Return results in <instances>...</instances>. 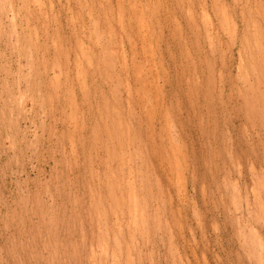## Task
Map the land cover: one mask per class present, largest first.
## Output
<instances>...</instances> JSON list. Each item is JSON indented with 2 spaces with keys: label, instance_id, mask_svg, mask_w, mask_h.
Returning a JSON list of instances; mask_svg holds the SVG:
<instances>
[{
  "label": "rangeland",
  "instance_id": "374dc122",
  "mask_svg": "<svg viewBox=\"0 0 264 264\" xmlns=\"http://www.w3.org/2000/svg\"><path fill=\"white\" fill-rule=\"evenodd\" d=\"M0 264H264V0H0Z\"/></svg>",
  "mask_w": 264,
  "mask_h": 264
}]
</instances>
